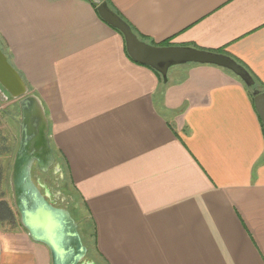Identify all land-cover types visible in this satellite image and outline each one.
I'll use <instances>...</instances> for the list:
<instances>
[{
    "label": "crops",
    "instance_id": "obj_1",
    "mask_svg": "<svg viewBox=\"0 0 264 264\" xmlns=\"http://www.w3.org/2000/svg\"><path fill=\"white\" fill-rule=\"evenodd\" d=\"M109 1L147 43L223 50L264 86V0ZM0 38L102 264H264V127L237 76L188 64L161 80L86 0H0ZM0 264L52 257L0 221Z\"/></svg>",
    "mask_w": 264,
    "mask_h": 264
},
{
    "label": "water",
    "instance_id": "obj_2",
    "mask_svg": "<svg viewBox=\"0 0 264 264\" xmlns=\"http://www.w3.org/2000/svg\"><path fill=\"white\" fill-rule=\"evenodd\" d=\"M93 1L98 5L100 18L123 35L130 58L158 72L165 82L168 81V73L172 68L195 64L228 70L248 88L255 86L250 73L231 57L189 47L151 45L142 41L107 3ZM0 87V105L3 102L1 95L9 101L8 94L11 99L19 100L21 109L19 147L9 181L20 224L34 242L43 244L50 250L52 264H86L88 248L84 246L78 224L68 210L54 207L49 201L50 193L46 191L43 195L33 181L35 164L47 172L56 162L50 145L49 121L41 100L30 94L29 87L1 48ZM253 95L256 111L264 127V93L256 90ZM55 174H60L64 180L60 165L56 166Z\"/></svg>",
    "mask_w": 264,
    "mask_h": 264
},
{
    "label": "rangeland",
    "instance_id": "obj_3",
    "mask_svg": "<svg viewBox=\"0 0 264 264\" xmlns=\"http://www.w3.org/2000/svg\"><path fill=\"white\" fill-rule=\"evenodd\" d=\"M1 88V87H0ZM3 102L0 105V178H1V199L0 201L6 202L15 212L12 192L10 188V175L12 170V165L14 161L15 154L17 153L19 147V133L20 128L19 124L14 121L13 118H18L20 120L21 109L19 107V100H13L9 97V101L6 100V97L1 95ZM56 156V152H54ZM60 165L61 170L64 174V180L61 179L60 174H55L51 176L52 179H60L61 184V194L63 198L66 199V206L73 212V215L78 217L79 220L83 218L81 212L76 214V195L71 190L70 180L68 178V174L64 165L62 164L59 157L56 156V162L54 165V172L56 170V166ZM58 175V176H57ZM76 210V211H75ZM80 213V214H79ZM84 213V212H82ZM19 217L16 216V223L18 225ZM81 231L84 235V240L86 244L90 247L88 248V254L86 256V262H92L94 264H102L99 259V256L95 250L93 245V239L89 235L84 227L81 226Z\"/></svg>",
    "mask_w": 264,
    "mask_h": 264
},
{
    "label": "trees",
    "instance_id": "obj_4",
    "mask_svg": "<svg viewBox=\"0 0 264 264\" xmlns=\"http://www.w3.org/2000/svg\"><path fill=\"white\" fill-rule=\"evenodd\" d=\"M86 1H88V2H90L95 8H96V10H97V8H98V5L96 4V3H94V1L93 0H86ZM102 3H107L108 4V6L114 11V12H116L123 20H124V18L113 8V6H112V4L110 3V1L109 0H100ZM125 21V20H124ZM126 22V21H125ZM128 24V23H127ZM130 26V25H129ZM132 28V27H131ZM115 30V29H114ZM132 30L134 31V33L142 40V41H145L146 42V40L144 39V38H142V37H140L137 33H136V31L132 28ZM117 31V30H116ZM122 37H123V35L119 32V31H117ZM152 45H154V46H160V47H171V46H173L169 41H166V42H163V43H161V44H152ZM0 48H1V50L4 52V54L7 56V58H8V60L10 61V63H11V60H12V58H11V55H10V53H9V51H8V49L6 48V46L4 45V43H3V41L1 40V38H0ZM214 53H219V54H224V55H226V56H229V57H231L232 59H234L236 62H238L240 65H242L249 73H250V75L252 76V78L254 79V81H255V86L254 87H252V88H248L243 82V84L245 85V87L247 88V90L249 91V93H250V95L252 96V99L254 100V95H253V93L256 91V90H259V91H261V92H263L264 93V86L261 84V83H259V81L256 79V77L250 72V70L244 65V64H242L240 61H238L237 59H235L234 57H232L231 55H229L228 53H226L225 51H223V50H220V51H215ZM12 64V63H11ZM225 70V69H224ZM226 71H228V70H226ZM228 72H230V71H228ZM231 73V72H230ZM231 74H233V73H231ZM234 75V74H233ZM160 76V78H161V80H163V78H162V76L161 75H159ZM0 188H1V178H0ZM1 191H0V199H1ZM76 208V207H75ZM77 210V211H76ZM76 214L78 215V212H81V211H79L77 208H76ZM70 212V214H71V216L74 218V220L76 221V223L78 224V229H79V233H80V235H81V237H82V240H83V243H84V246H86L87 248H90L87 244H86V242H85V240H84V235H83V233H82V231H81V226L82 227H84V229L88 232L89 231V227H88V224H87V219H86V217H85V214L84 213H82L81 212V214L83 215V218L81 219V220H79L78 219V217H76L75 215H73V212L70 210L69 211ZM80 214V213H79ZM16 216H18L19 217V215H18V213H17V211L15 210V212L13 211V209L6 203V202H4V201H0V221H7L10 225H12V226H14V225H17V223H16ZM18 225L19 226H21V224H20V218H19V222H18ZM22 227V226H21ZM89 233V235L92 237V239H93V245H94V247L96 248V245H97V243H96V235L95 234H92L91 232H88Z\"/></svg>",
    "mask_w": 264,
    "mask_h": 264
},
{
    "label": "flooded vegetation",
    "instance_id": "obj_5",
    "mask_svg": "<svg viewBox=\"0 0 264 264\" xmlns=\"http://www.w3.org/2000/svg\"><path fill=\"white\" fill-rule=\"evenodd\" d=\"M14 121H16L18 124H20V120L18 118H13ZM54 166L48 168L47 172H44L41 168L37 166V164L34 165L32 176L33 181L35 185L39 188L41 193L45 195L46 191L50 193V202L52 205L58 209H66L70 211L69 207L66 206V199L63 198L61 192V184L60 179H52L51 176L54 175ZM58 176V175H57ZM86 262V261H85ZM92 262H86V264H89Z\"/></svg>",
    "mask_w": 264,
    "mask_h": 264
}]
</instances>
